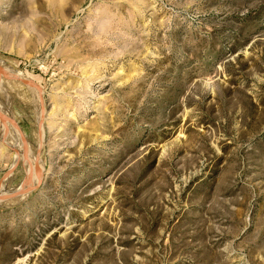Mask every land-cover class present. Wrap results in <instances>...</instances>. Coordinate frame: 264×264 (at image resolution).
Masks as SVG:
<instances>
[{
	"label": "rangeland",
	"instance_id": "374dc122",
	"mask_svg": "<svg viewBox=\"0 0 264 264\" xmlns=\"http://www.w3.org/2000/svg\"><path fill=\"white\" fill-rule=\"evenodd\" d=\"M0 105V264H264V0H0Z\"/></svg>",
	"mask_w": 264,
	"mask_h": 264
},
{
	"label": "bare ground",
	"instance_id": "6f19581e",
	"mask_svg": "<svg viewBox=\"0 0 264 264\" xmlns=\"http://www.w3.org/2000/svg\"><path fill=\"white\" fill-rule=\"evenodd\" d=\"M0 107H1V109L4 107V105L2 106V105H0ZM10 109V108H9ZM3 110V109H2ZM7 111V110H6ZM5 112V111H4ZM4 117H5V127H7V126H9L8 124H10V121H9V119L11 118V119H13L14 117L12 116V114L10 113V111L8 110V112H5V114H4ZM9 128V127H8ZM8 133H10V132H8ZM8 136H9V138H7V139H11L12 138V136L10 135V134H8ZM6 139V140H7ZM12 140H13V142H14V146H17L16 144L17 143H19V142H17V141H15L14 140V138L13 139H11L10 141L12 142ZM9 141V142H10ZM11 147H13V146H11ZM17 148V155H18V158L19 157H22L23 159H25V161H27V158H28V153H25L24 152V150L22 149V147L21 148H19V147H16ZM14 150H15V148H14ZM30 176H29V180H28V184H27V186L25 187V188H23L22 189V191H21V194H19V195H17L15 198H12V199H10V200H8L7 202H6V204H11V203H15V202H17V201H20L21 199H25L26 198V196H27V194H28V190L29 189H31V188H33L37 183H39V181H40V179H41V174L40 175H38L37 177H35V174H34V172H30ZM35 177V178H34ZM34 178V180H32L31 181V179H33ZM7 182V181H6ZM4 184V183H3ZM19 187H20V185L19 186H13V187H8L7 185H6V183L3 185V186H1V188H0V195H3L4 197H6V196H8V195H12V194H14V193H16V191L19 189ZM5 201V200H4ZM5 203V202H4ZM3 203V204H4Z\"/></svg>",
	"mask_w": 264,
	"mask_h": 264
},
{
	"label": "water",
	"instance_id": "95a60500",
	"mask_svg": "<svg viewBox=\"0 0 264 264\" xmlns=\"http://www.w3.org/2000/svg\"><path fill=\"white\" fill-rule=\"evenodd\" d=\"M0 117H1V114H0ZM27 184H28V180H26L24 183H22L20 185L19 189L16 191V193H14L12 195H8L6 197H4L3 195H0V200L7 199V198H12V197H15V196L21 194L22 189L25 188L27 186Z\"/></svg>",
	"mask_w": 264,
	"mask_h": 264
}]
</instances>
